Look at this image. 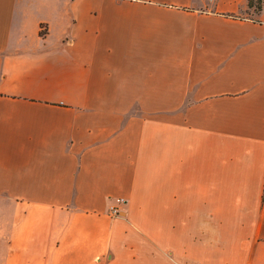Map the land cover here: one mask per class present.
<instances>
[{
	"label": "crops",
	"instance_id": "obj_1",
	"mask_svg": "<svg viewBox=\"0 0 264 264\" xmlns=\"http://www.w3.org/2000/svg\"><path fill=\"white\" fill-rule=\"evenodd\" d=\"M247 2L0 0V264H264Z\"/></svg>",
	"mask_w": 264,
	"mask_h": 264
},
{
	"label": "rangeland",
	"instance_id": "obj_2",
	"mask_svg": "<svg viewBox=\"0 0 264 264\" xmlns=\"http://www.w3.org/2000/svg\"><path fill=\"white\" fill-rule=\"evenodd\" d=\"M248 5L249 3L252 4L251 8L254 10H258L260 8V6H262V0H248Z\"/></svg>",
	"mask_w": 264,
	"mask_h": 264
},
{
	"label": "built area",
	"instance_id": "obj_3",
	"mask_svg": "<svg viewBox=\"0 0 264 264\" xmlns=\"http://www.w3.org/2000/svg\"><path fill=\"white\" fill-rule=\"evenodd\" d=\"M118 201L121 202V203H125L126 202V200L124 198H120ZM111 212L113 214H116V215L119 214V212H120L119 207L117 205L111 206Z\"/></svg>",
	"mask_w": 264,
	"mask_h": 264
},
{
	"label": "trees",
	"instance_id": "obj_4",
	"mask_svg": "<svg viewBox=\"0 0 264 264\" xmlns=\"http://www.w3.org/2000/svg\"><path fill=\"white\" fill-rule=\"evenodd\" d=\"M249 6L251 7V6H252V4H251V3H249ZM260 8H261V6H260ZM260 8H259V9H260Z\"/></svg>",
	"mask_w": 264,
	"mask_h": 264
}]
</instances>
